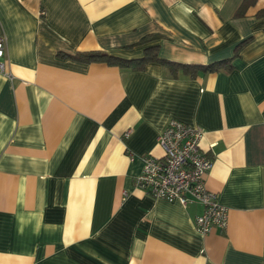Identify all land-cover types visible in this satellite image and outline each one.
<instances>
[{
  "label": "crops",
  "instance_id": "1",
  "mask_svg": "<svg viewBox=\"0 0 264 264\" xmlns=\"http://www.w3.org/2000/svg\"><path fill=\"white\" fill-rule=\"evenodd\" d=\"M242 1L0 0V264H264V0L237 18ZM147 35L163 59L233 68L59 55L139 58ZM170 118L203 129L223 229L197 232L202 204L134 184Z\"/></svg>",
  "mask_w": 264,
  "mask_h": 264
},
{
  "label": "built area",
  "instance_id": "2",
  "mask_svg": "<svg viewBox=\"0 0 264 264\" xmlns=\"http://www.w3.org/2000/svg\"><path fill=\"white\" fill-rule=\"evenodd\" d=\"M5 38L0 36V73L5 71ZM203 129L170 118L157 137L161 156H142V168L135 177L136 187L154 198L167 201L199 202L203 211L196 216L197 232L207 234L213 227L225 228L227 208L218 203L216 194L206 189L204 177L213 165V159L199 145Z\"/></svg>",
  "mask_w": 264,
  "mask_h": 264
},
{
  "label": "trees",
  "instance_id": "3",
  "mask_svg": "<svg viewBox=\"0 0 264 264\" xmlns=\"http://www.w3.org/2000/svg\"><path fill=\"white\" fill-rule=\"evenodd\" d=\"M255 3V0H243L238 9L235 12V17L245 16L247 8ZM256 17L259 20H264V9H260L256 13ZM159 39L158 35H147L141 38L135 45H143V55L139 58H122L102 50H90L86 52H75L74 54H67L59 52V55L62 57H69L79 61L91 62L99 61L105 62L110 65L120 66L122 68H128L131 70L140 71L145 68L148 63H157L169 70L172 75H176L179 71L182 73L189 74L190 76H195L198 71L202 72H214L218 70H231L232 67V58H226L212 62L210 64H185L168 59H163L158 54V46L156 44H149L153 41ZM131 45L129 46L132 47ZM240 44L237 46L236 49Z\"/></svg>",
  "mask_w": 264,
  "mask_h": 264
}]
</instances>
